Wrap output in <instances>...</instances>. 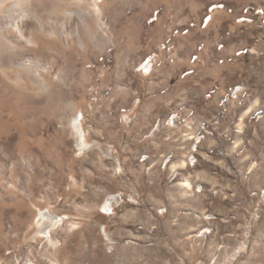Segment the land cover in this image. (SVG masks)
I'll list each match as a JSON object with an SVG mask.
<instances>
[{"label": "rangeland", "instance_id": "obj_1", "mask_svg": "<svg viewBox=\"0 0 264 264\" xmlns=\"http://www.w3.org/2000/svg\"><path fill=\"white\" fill-rule=\"evenodd\" d=\"M101 3L104 34L48 18L30 77L0 70V264H264V0Z\"/></svg>", "mask_w": 264, "mask_h": 264}, {"label": "bare ground", "instance_id": "obj_2", "mask_svg": "<svg viewBox=\"0 0 264 264\" xmlns=\"http://www.w3.org/2000/svg\"><path fill=\"white\" fill-rule=\"evenodd\" d=\"M9 1L10 2L12 1L11 9L10 8L5 9V7L3 8L2 7L3 4ZM80 1L83 3H86V1L89 2L87 9L83 10L79 8L80 9L79 11H72V8H70L72 4V0H0V70L2 68L12 69L22 74L25 73L26 79L27 77L28 78L30 77V75L32 74L31 63L33 62L36 63L37 56L39 55V54L37 55V51L35 49V45L37 44L38 41L37 40L38 34L44 36L47 35V31L45 29V23H47L48 18L54 19L56 21L59 20L60 21L59 24H61L60 25L61 28L59 26L57 27H59L60 29H64V26L66 28L69 27L72 33V20L75 17H78L77 21H80L81 24L83 23L82 25L86 24L85 27L84 26L82 27L86 28L88 33L89 32L91 33L92 30L96 27V31L98 30L97 32H102V34H104L103 23L101 22L103 20L102 18L103 6L101 5L102 0H93L92 2L88 0H80ZM92 18L95 22L92 21ZM28 22H30L31 24V28L29 27V29L27 27V24L29 25ZM79 24H77V26L75 25L76 26L75 29L78 31V34L80 35ZM86 30H84L83 33ZM62 32L63 30L60 31L58 29H55L54 31L52 30V32L50 33L52 36L54 35L57 37L58 35L59 36L62 35L63 34ZM88 33L86 32V34ZM90 33L88 35H90ZM79 35H77L76 37L79 43H81L83 41L82 40L83 36L82 35L79 36ZM64 36L65 35H63V37ZM14 39H17L22 43L17 45L14 44L15 46H12L13 44L12 40ZM99 42H101L100 39ZM21 55H25L27 56V58L19 59L17 56H21ZM2 75L0 71V99L9 98L11 99V101L13 100L14 102H18L17 91L12 88L13 86L11 87V85L8 84L7 80H5V78ZM37 84L39 89H41L40 91L42 90L46 91V87H45L46 83H44L43 80H40L39 82H37ZM43 95L44 93L40 96L35 95L36 97H38L37 99L35 98L38 106H41L45 101L47 102L46 96ZM48 96H47L48 101L50 100L53 102L55 97H53L52 94L49 97ZM70 110L71 111L69 115L68 125L70 126V129L73 130V132L75 133L76 146L78 150L80 152H85L89 150L93 145L88 142L86 131L83 128V122L85 120L84 114L81 110H77L75 108H72ZM105 205L108 209L111 208V206H113V204H111L110 202V199L108 200V198H107V203L105 202ZM61 221L62 218H58L57 216H54L49 211L40 210L35 222L38 227L37 233L41 234L42 237H50L49 235L50 230L49 229L46 230V229L52 225L54 226L56 223L58 224V222Z\"/></svg>", "mask_w": 264, "mask_h": 264}, {"label": "built area", "instance_id": "obj_3", "mask_svg": "<svg viewBox=\"0 0 264 264\" xmlns=\"http://www.w3.org/2000/svg\"><path fill=\"white\" fill-rule=\"evenodd\" d=\"M189 162L191 164L194 163V157L193 156H191L189 158ZM109 199H110L111 204H113V206H111V208H109V209L107 207H105V212H104L105 215H112L114 213V206H115V204H118L119 202L122 201L121 197L119 195H117V194H113V195L109 196L108 197V200Z\"/></svg>", "mask_w": 264, "mask_h": 264}]
</instances>
